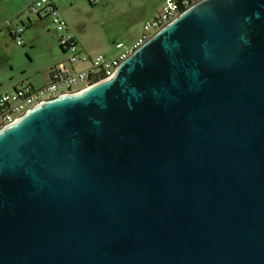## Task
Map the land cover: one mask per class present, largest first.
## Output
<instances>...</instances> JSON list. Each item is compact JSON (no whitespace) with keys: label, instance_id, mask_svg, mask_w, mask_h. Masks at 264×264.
<instances>
[{"label":"water","instance_id":"obj_1","mask_svg":"<svg viewBox=\"0 0 264 264\" xmlns=\"http://www.w3.org/2000/svg\"><path fill=\"white\" fill-rule=\"evenodd\" d=\"M0 264H264V0H199L1 128Z\"/></svg>","mask_w":264,"mask_h":264},{"label":"rangeland","instance_id":"obj_2","mask_svg":"<svg viewBox=\"0 0 264 264\" xmlns=\"http://www.w3.org/2000/svg\"><path fill=\"white\" fill-rule=\"evenodd\" d=\"M18 1L21 7L25 3L24 0ZM54 2L58 3L60 14L65 15L71 32L74 35L76 34L84 47L93 51L99 44L98 40H101V37L105 39L108 36L112 47L107 53L110 56H116L119 51L114 49V39L117 33H120L119 29L127 27L129 34L133 35L135 33L138 37L141 36L144 22L162 11L161 7L164 5L165 0H54ZM6 5V1L0 0L1 16L4 14L10 15L19 7L17 3L10 7ZM26 12L34 14L29 10H26ZM17 21L21 26L22 23L19 20ZM48 25L56 35V42L48 34L44 38L38 39L35 44L23 37V41L20 42L10 34L8 28L3 31V34H0L1 82H11V84L15 82L14 84L19 86L27 76L31 74L37 76L38 72L49 67L52 63L64 61L68 58L69 54L64 53L60 47L58 32L54 23L50 21ZM27 30L28 32L31 31L30 28H26ZM53 43L55 44L54 47H52ZM58 50L61 51L62 56L53 58ZM99 51L102 50L98 48L91 53L97 54L95 52ZM39 76L33 82L36 87L41 84L38 82ZM12 89L6 85L1 86L0 91H12Z\"/></svg>","mask_w":264,"mask_h":264},{"label":"built area","instance_id":"obj_3","mask_svg":"<svg viewBox=\"0 0 264 264\" xmlns=\"http://www.w3.org/2000/svg\"><path fill=\"white\" fill-rule=\"evenodd\" d=\"M197 1L199 0H165L162 11L144 23L143 33L135 43L129 46L121 42L115 44L116 48L121 50L116 57H109L103 53L83 52L54 0L30 1L25 8L34 14L43 12L50 18L58 32L59 44L69 56L51 69L50 81L47 84L38 87L25 84L0 94V129L15 122L25 112L48 99L79 92L108 79L129 54ZM22 31L23 28H20L15 32L20 42L23 41Z\"/></svg>","mask_w":264,"mask_h":264},{"label":"crops","instance_id":"obj_4","mask_svg":"<svg viewBox=\"0 0 264 264\" xmlns=\"http://www.w3.org/2000/svg\"><path fill=\"white\" fill-rule=\"evenodd\" d=\"M4 1L7 2L6 6H8V7H10L11 5L16 4V3L18 4L19 7L11 13L12 15L10 14L11 16L8 14H4L2 16L0 15V34H3V31L6 28H8L11 35L15 34L16 30H18L20 28H24L21 35L23 38L29 40L32 44L37 43L38 39H42V38H44V36H47L46 34H48V36H50L52 38V40L56 42V37H55L56 35H55V33H53L50 30L49 25H48L49 22L51 21L50 18L43 12H41L40 14H33V15L26 12L27 9L25 8V5L32 0H26V1L24 0L23 2H25V3L23 4L22 7L19 5L18 0H4ZM55 5L59 9L58 3L55 2ZM162 7H163V5H162ZM162 7H161V9H162ZM59 11H60V9H59ZM61 16L66 20L65 15H63V13L61 14ZM17 20H19L22 23L21 26L19 25ZM26 28H30L31 31H29V32H28V30L26 31ZM139 30H141V29H139ZM32 31H34V32H32ZM128 31L129 30L127 27H124V28L121 27L119 29L120 33L119 34L117 33V35L115 36V39H114L115 44L121 42L125 46H129V45H132L133 43H135L136 40L140 36L138 37V35L137 34L135 35V33L133 35L129 34ZM24 32H25V34H24ZM73 35H74V33H73ZM74 37L78 41L81 50L85 53L92 54L91 52H94L96 49L100 48L102 51L95 52V53H103L109 57H116L117 56V55L116 56H110L107 53V51L110 49V47H112L111 42L108 39V36L105 39H104V37H101L102 39L98 40L99 44L97 45V47L93 51H90V50H88V48L84 47L83 44L78 39V37L76 36V34L74 35ZM54 46H55V44L53 43L52 47H54ZM114 49L118 50L119 53L121 52V50L117 49L116 46H114ZM61 56H62V53L60 50H58V51H56L55 57H53V58H59ZM57 63L58 62H56L54 64L52 63L51 65H49V67H47L44 70H41V72L37 73L38 75H40L39 81H38L41 83L40 86L45 85L50 81V71ZM38 75L33 76L31 74L30 76H27L28 79L32 81V83H30V84H33V82L36 81V79L38 78ZM19 82H20V80H19ZM14 83L15 82H12V84H11V82L7 83L5 81L3 83L0 81V88H1V86H6V85H8V88H14L15 86H17ZM4 92H8V91H2V92L0 91V94L4 93Z\"/></svg>","mask_w":264,"mask_h":264},{"label":"flooded vegetation","instance_id":"obj_5","mask_svg":"<svg viewBox=\"0 0 264 264\" xmlns=\"http://www.w3.org/2000/svg\"><path fill=\"white\" fill-rule=\"evenodd\" d=\"M32 81L31 80H29L28 79V77H26L25 79H23L22 81H21V84L19 85V86H21V85H25V84H30ZM18 86V85H17Z\"/></svg>","mask_w":264,"mask_h":264},{"label":"trees","instance_id":"obj_6","mask_svg":"<svg viewBox=\"0 0 264 264\" xmlns=\"http://www.w3.org/2000/svg\"><path fill=\"white\" fill-rule=\"evenodd\" d=\"M23 30H24V28H23ZM23 32V31H22ZM22 34V33H21ZM13 35V37L15 38V39H17L18 38V36L16 35V34H12ZM21 37H22V35H21ZM61 47V46H60ZM64 52V51H63ZM33 85V84H32Z\"/></svg>","mask_w":264,"mask_h":264}]
</instances>
